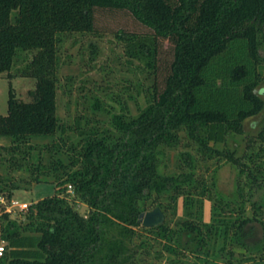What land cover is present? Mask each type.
<instances>
[{"label":"trees","instance_id":"1","mask_svg":"<svg viewBox=\"0 0 264 264\" xmlns=\"http://www.w3.org/2000/svg\"><path fill=\"white\" fill-rule=\"evenodd\" d=\"M98 8L129 11L152 30L117 32L128 58L140 60L155 75L152 91L145 94L147 105L136 100V115L124 108L103 130L81 128L84 144L66 147L72 152L71 169L53 155L44 168L54 174L56 190L32 203L23 219H13L7 207L19 186L0 185V238L8 245L0 264H142L138 217L150 199L164 213L169 207L178 210L182 199L192 218L182 220L181 227L197 236L198 246L244 244L254 218L241 201L214 196L194 176L191 151L180 153L189 171L164 174L160 165L164 147L178 146L184 136L202 160L225 158L241 174L261 182L250 167L254 152L236 155L228 138L243 134L246 119L264 110L259 89L264 80V0H0V74L10 78L21 54L34 52L25 69L36 80L30 100L18 98L11 84L8 113L0 116V138H9L17 149L33 137L63 136L57 111L60 45L65 36L94 32ZM160 39L173 47L162 85ZM258 138L259 154L264 151V125ZM59 147L57 143L50 150L54 154ZM61 168L65 173H59ZM36 170L32 167L31 173ZM67 183H72V193ZM169 191L168 203L158 199ZM240 194L242 201L249 200L243 189ZM200 197L211 202L209 221L198 213L203 209ZM80 203L88 207L86 213ZM154 227L173 238L175 231L166 224ZM174 246L169 241L166 249L175 253Z\"/></svg>","mask_w":264,"mask_h":264},{"label":"rangeland","instance_id":"2","mask_svg":"<svg viewBox=\"0 0 264 264\" xmlns=\"http://www.w3.org/2000/svg\"><path fill=\"white\" fill-rule=\"evenodd\" d=\"M120 30L138 34L152 32L129 11L98 8L95 12L94 32L73 33L65 36L61 42L62 63L57 72V111L65 128L63 131H66L63 136L58 133L56 137H33L30 141L19 144L17 149L11 148L14 143L9 138H0V185L9 186L10 182L18 185L14 200L18 203H28L25 209L19 206L10 207V203L7 204L13 219H23L24 212L32 203L54 194L55 184L51 181H54L55 176L45 172L44 167L50 164L54 155L66 164L65 167L71 169L68 158L72 152L68 153L66 147L74 144L80 148V145L84 144L86 137L79 134L81 128L90 130L92 126H97L99 130H103L109 126V119L113 114L120 113L125 108L136 115L138 104L141 107L147 105L145 94L152 91L155 75L148 71L140 60L128 58L124 51L125 42L117 36ZM159 43L158 79L162 85L173 57V47L168 40L160 39ZM262 53L264 55V48ZM33 55L34 52H23L10 78L6 73L0 74V116L8 113L11 84L18 98L30 100L29 90L35 88L36 80L28 74L25 67ZM262 71L264 73V62ZM259 89H264V80ZM261 96L264 98V95ZM97 105H100V108H97ZM263 125L264 110L246 119L243 134L230 133L228 138V147L234 150L236 155L254 152L255 160L250 163V167L261 180L260 183L257 179H250L247 173L241 174L237 165L225 158L202 160L196 156L195 148L186 144L187 137L184 136L178 146L164 147L166 154L162 157L160 165V172L164 174L177 175L182 171H189L183 166L180 153L191 151L196 159L194 176L205 182L214 196L236 204L241 201L247 214L254 218L247 226L244 244L231 242L222 246L223 243L217 241L210 248L198 246L197 236L181 227L182 220L192 218L183 208L181 199L178 210L169 207L167 212L165 211L164 224L174 229L173 238H169L170 234L165 235L159 227H147L143 224L137 227L136 242L144 244L138 252V259L142 264H264V173L259 174V170L264 171V151L257 153L260 147L258 134ZM111 131L116 136L119 135L116 130ZM102 134L99 133L100 136ZM57 143L60 147L53 154L50 147ZM34 166H37V170L32 174L31 168ZM59 173H65L64 169L61 168ZM35 176L41 180L37 181ZM67 188L73 192L72 183H67ZM240 189H243L249 200L242 201ZM172 193L169 191L158 196V199L168 203ZM200 202L203 203V209H199L198 213H201L204 220L209 221L211 202L203 198ZM253 202L256 207L252 205ZM145 206L144 211L155 208L151 199ZM79 209L86 213L88 207L80 203ZM169 241L175 245V253L166 249Z\"/></svg>","mask_w":264,"mask_h":264},{"label":"water","instance_id":"3","mask_svg":"<svg viewBox=\"0 0 264 264\" xmlns=\"http://www.w3.org/2000/svg\"><path fill=\"white\" fill-rule=\"evenodd\" d=\"M166 215L161 207L157 206L152 210L143 211L139 214L138 220L147 227L159 226L164 223Z\"/></svg>","mask_w":264,"mask_h":264},{"label":"built area","instance_id":"4","mask_svg":"<svg viewBox=\"0 0 264 264\" xmlns=\"http://www.w3.org/2000/svg\"><path fill=\"white\" fill-rule=\"evenodd\" d=\"M0 200L4 201V198H1ZM9 206L10 207L19 206L21 209H25L28 207V203L27 202L18 203L16 200L13 199ZM6 249H7V242L4 239L0 238V256L4 255Z\"/></svg>","mask_w":264,"mask_h":264},{"label":"clouds","instance_id":"5","mask_svg":"<svg viewBox=\"0 0 264 264\" xmlns=\"http://www.w3.org/2000/svg\"><path fill=\"white\" fill-rule=\"evenodd\" d=\"M254 91H255V90H254ZM260 94H261V95H264V89H261V90H260Z\"/></svg>","mask_w":264,"mask_h":264}]
</instances>
